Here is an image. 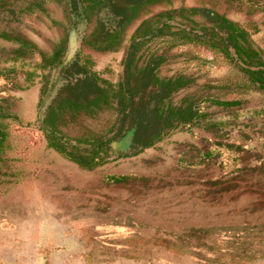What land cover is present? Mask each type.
Instances as JSON below:
<instances>
[{
    "label": "rangeland",
    "instance_id": "obj_1",
    "mask_svg": "<svg viewBox=\"0 0 264 264\" xmlns=\"http://www.w3.org/2000/svg\"><path fill=\"white\" fill-rule=\"evenodd\" d=\"M180 7L215 11L264 53V1L170 0L146 16ZM46 8L64 23L57 4L48 0ZM143 19L145 13L126 29L119 49L107 53L80 47L85 26L79 22L74 53L115 83ZM0 26L15 28L44 52L62 35L60 26L25 14L1 19ZM11 47L0 40V97L9 99L19 122L9 126L12 173L5 176L2 168L0 175V264H264V94L234 63L201 45L165 37L145 42L138 54L164 57L160 76L190 81L172 102L192 100L202 117L136 155L85 171L48 149L37 129L61 77L37 104L39 71L26 89L13 83L22 82L38 58L10 61ZM105 118L87 125L106 128ZM69 130V136L77 132ZM109 176L125 181L109 183Z\"/></svg>",
    "mask_w": 264,
    "mask_h": 264
},
{
    "label": "trees",
    "instance_id": "obj_2",
    "mask_svg": "<svg viewBox=\"0 0 264 264\" xmlns=\"http://www.w3.org/2000/svg\"><path fill=\"white\" fill-rule=\"evenodd\" d=\"M47 1L0 0V21H14L18 15L25 14L60 26L62 35L48 52L39 50L15 28L0 26V40L12 46L6 55L10 61L38 58L33 69L23 74L22 82L13 83L17 85L16 90L26 89L32 84L33 73L39 71L37 104L55 85L56 78L61 77L62 83L39 116L37 129L48 149L81 170L91 171L116 156L136 155L170 132L189 127L202 117L192 100L172 102V96L188 86V78L160 76L158 70L164 57L138 54L140 47L154 38H171L218 52L238 67L252 87L264 94V53L252 46L242 27L213 10L180 7L148 17L146 13L150 8L168 5L170 0H51L63 12L64 23L60 24L50 18ZM144 13L145 19L136 25L129 38L117 82L100 77L92 70L91 60L79 51L66 59L68 34L76 31L79 22L85 26L79 39L80 47L98 53L115 52L126 29ZM237 103L212 101L220 107ZM10 104L7 97H0V175L5 168V176L12 173L6 166L10 150L9 126L11 122L19 123L17 115L9 109ZM100 116H106V128L94 130L87 125ZM68 129L77 132L69 136ZM124 181L123 176L108 177L109 183Z\"/></svg>",
    "mask_w": 264,
    "mask_h": 264
},
{
    "label": "water",
    "instance_id": "obj_3",
    "mask_svg": "<svg viewBox=\"0 0 264 264\" xmlns=\"http://www.w3.org/2000/svg\"><path fill=\"white\" fill-rule=\"evenodd\" d=\"M75 36H74V32L70 31L68 34V39H67V46H68V51H67V57L66 59H70L72 57V55L74 54L75 51Z\"/></svg>",
    "mask_w": 264,
    "mask_h": 264
}]
</instances>
